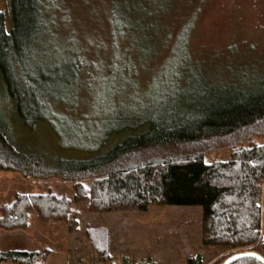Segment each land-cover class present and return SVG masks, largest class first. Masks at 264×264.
<instances>
[{"label":"rangeland","instance_id":"374dc122","mask_svg":"<svg viewBox=\"0 0 264 264\" xmlns=\"http://www.w3.org/2000/svg\"><path fill=\"white\" fill-rule=\"evenodd\" d=\"M52 4L48 12L52 31L39 39L31 63L32 70L49 74L39 82L40 94L48 97L49 121L28 129L13 109L7 113L10 103L0 99L13 138L32 150L90 158L128 133H111L104 139L110 129L170 105L177 94H200L201 79L235 78L233 70L237 77L264 75V0H53ZM148 7L164 16L158 35L154 24L150 29L143 26V10ZM0 11L7 14L6 0H0ZM251 144H264V133L237 147ZM235 148L206 149L205 161H228ZM165 152L176 156L184 149L171 146ZM91 180L82 182L88 185ZM72 186L73 181L59 177L33 178L0 170V207L17 193L68 196ZM259 204L264 207V185ZM72 207L71 226L70 220L41 223L33 214L27 229H0V251L56 249L49 257L52 264H65L60 250L68 253L70 264H187L197 254L202 264H217L241 250L203 245L198 205L151 204L144 211L106 213L89 212L86 204ZM96 228L108 233L107 260L85 234Z\"/></svg>","mask_w":264,"mask_h":264},{"label":"trees","instance_id":"16d2710c","mask_svg":"<svg viewBox=\"0 0 264 264\" xmlns=\"http://www.w3.org/2000/svg\"><path fill=\"white\" fill-rule=\"evenodd\" d=\"M6 3L7 14L0 11V99L10 103L7 113L13 109L22 124L32 129L51 116L48 97L39 90V82L49 74L32 70L31 63L39 39L52 31L48 12L53 0ZM154 9L143 10V26L150 29L154 24L158 35L164 16L155 14ZM233 71L235 78L201 79L198 95L177 94L170 105L146 117L132 116L104 137L128 131L119 143L83 159L49 155L16 141L0 102V170L73 181L68 196L15 194L11 203L0 207V229H27L33 214L41 223L70 220L71 226L75 220L69 216L76 203L86 204L92 213L144 211L151 204L198 205L202 208L203 245L252 250L264 257V207L259 204L264 144L237 147L264 133V75L237 77L238 71ZM173 77L177 79L176 74ZM171 146L182 147L183 154L167 155L165 150ZM217 146L237 148L228 161L206 162L204 150ZM85 179L92 180L85 185ZM85 234L99 255L109 259L107 231L87 229ZM55 251L47 247L0 251V264H46ZM202 263L200 254L187 259V264ZM233 264L262 263L248 257Z\"/></svg>","mask_w":264,"mask_h":264},{"label":"water","instance_id":"95a60500","mask_svg":"<svg viewBox=\"0 0 264 264\" xmlns=\"http://www.w3.org/2000/svg\"><path fill=\"white\" fill-rule=\"evenodd\" d=\"M254 258L264 264V257L256 251L245 250L239 251L231 254L227 258H225L220 264H233L235 261L243 259V258Z\"/></svg>","mask_w":264,"mask_h":264},{"label":"crops","instance_id":"0c3cea01","mask_svg":"<svg viewBox=\"0 0 264 264\" xmlns=\"http://www.w3.org/2000/svg\"><path fill=\"white\" fill-rule=\"evenodd\" d=\"M59 253H63V255H65V256H63V259H64V263L65 264H70V262H69V255H68V253L67 252H65V251H59ZM51 255H49L48 257H47V259H46V264H52L51 263V261H50V257ZM3 264V263H2Z\"/></svg>","mask_w":264,"mask_h":264}]
</instances>
